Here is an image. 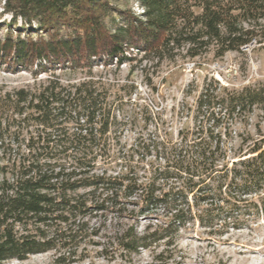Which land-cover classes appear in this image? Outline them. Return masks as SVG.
<instances>
[{"label":"trees","instance_id":"1","mask_svg":"<svg viewBox=\"0 0 264 264\" xmlns=\"http://www.w3.org/2000/svg\"><path fill=\"white\" fill-rule=\"evenodd\" d=\"M128 1L0 0L10 15L0 22V66L38 75L120 64L132 52L162 58L184 46L196 57L210 44L221 57L251 42L244 23L264 19V0H131L138 14ZM263 105V87L206 82L194 130L136 142L108 174L109 134L119 122L93 80L0 90V263L51 251L55 264L83 259L80 245L99 233L90 219L107 214L131 221L114 237V252L99 251L118 252V264L160 243L171 247L190 223L210 234L256 224L264 218V140L232 159L228 140L233 123ZM140 218L156 222L139 232Z\"/></svg>","mask_w":264,"mask_h":264},{"label":"rangeland","instance_id":"2","mask_svg":"<svg viewBox=\"0 0 264 264\" xmlns=\"http://www.w3.org/2000/svg\"><path fill=\"white\" fill-rule=\"evenodd\" d=\"M126 4L135 14L140 12L133 1ZM1 7L0 4V22H8L10 15L1 13ZM243 27L253 30L255 36L251 42L221 57L215 55L216 46L210 44L196 57H189L188 46H184L162 58L132 52V59L120 64L114 61L90 68L50 70L38 75L25 70L7 72L0 66V90H36L49 79H57L63 85L93 80L106 91L119 122L109 134L115 145L107 172L115 174L123 162L120 156L129 158L136 142H147L156 136L176 140L180 131L194 130L195 100L206 82L216 81L221 88L235 90L248 85L264 88V19L244 23ZM229 132L232 137L228 140L230 159L239 147L244 153L253 143L264 140V105L254 108L241 122H234ZM136 159L134 156L133 160ZM155 222V219L140 218L138 231ZM130 223L112 214L90 219L89 226L99 233L80 245L78 253L84 257L71 264H118V252L104 258L99 251L114 252V237ZM217 234H210L197 222L190 223L180 230L171 247L160 243L140 250L132 255L131 261L133 264H264V218L243 229L230 228ZM53 260L51 251L0 264H55Z\"/></svg>","mask_w":264,"mask_h":264},{"label":"built area","instance_id":"3","mask_svg":"<svg viewBox=\"0 0 264 264\" xmlns=\"http://www.w3.org/2000/svg\"><path fill=\"white\" fill-rule=\"evenodd\" d=\"M245 47V46H244ZM246 47H247V45H246Z\"/></svg>","mask_w":264,"mask_h":264}]
</instances>
